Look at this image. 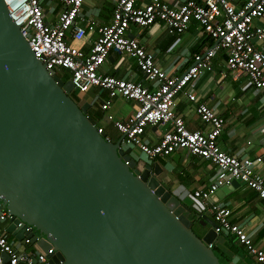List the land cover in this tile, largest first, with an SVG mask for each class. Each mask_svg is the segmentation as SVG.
Here are the masks:
<instances>
[{"label": "water", "instance_id": "95a60500", "mask_svg": "<svg viewBox=\"0 0 264 264\" xmlns=\"http://www.w3.org/2000/svg\"><path fill=\"white\" fill-rule=\"evenodd\" d=\"M35 56L0 0V209L61 264H224L156 163L109 141L87 100ZM81 98V97H80ZM83 101V102H81ZM224 238H222L223 240ZM8 257L5 256V260ZM233 264V263H231Z\"/></svg>", "mask_w": 264, "mask_h": 264}, {"label": "built area", "instance_id": "2783aa9c", "mask_svg": "<svg viewBox=\"0 0 264 264\" xmlns=\"http://www.w3.org/2000/svg\"><path fill=\"white\" fill-rule=\"evenodd\" d=\"M139 1L117 0L111 23L98 28L100 36L86 53L67 42L68 38L82 42L86 37L82 26L85 20L81 16L84 0H62L64 9L55 24L46 23L39 0H5L12 19L47 70L61 78H64L63 70L68 72L79 94L97 87L108 91L111 98L118 96L138 103L126 120L107 116L127 150L138 149L151 159L167 158L178 150H186L215 164L218 170L215 182L205 189L195 190L190 196V206L201 212L209 211L217 236L235 238L257 264H264V251L254 244L244 228L231 220V210L211 201L230 180L246 184L264 199V179L255 169L262 157L239 158L224 152L218 145L224 120L206 104L200 103L196 108L198 117L210 125L206 132L188 129L184 119L175 112L177 95L204 72L212 71V59L219 49L227 52L228 71L246 75L250 85L264 90V55L253 43L255 39L264 40V0H244L240 5L233 0H187L177 7L161 0H152L139 7ZM192 20L201 25L202 32L214 41V45L196 54L180 75L167 74L152 54L128 34L133 25L145 28L157 22L163 23L171 34H183ZM94 27L92 24L89 29ZM111 51L132 57L146 79L157 85L151 87L101 74L99 68ZM188 98L195 100L193 94H188ZM101 108L109 111L111 100L102 102ZM157 125H170V128L159 143L149 145L143 135L149 126ZM98 130L104 131L101 127ZM106 139L111 141L109 137ZM2 210L0 218L9 217L8 212ZM25 242L31 244L29 239ZM54 253L51 248L31 256L19 251L6 235H0V264H61L50 258Z\"/></svg>", "mask_w": 264, "mask_h": 264}, {"label": "crops", "instance_id": "0c3cea01", "mask_svg": "<svg viewBox=\"0 0 264 264\" xmlns=\"http://www.w3.org/2000/svg\"><path fill=\"white\" fill-rule=\"evenodd\" d=\"M39 1L46 23H57L64 9L62 0ZM151 1L140 0L137 5L142 7ZM161 1L171 7H177L187 0ZM243 1L233 0L236 5H240ZM116 3L117 0H84L81 16L85 20L82 26L86 31V37L82 42L71 38H68L67 42L89 53L100 36L98 28L111 23ZM92 24L95 27L90 30L89 26ZM128 34L136 38L140 45L152 54L157 65L170 75L182 74L190 66L196 54L205 52L214 45V41L202 32L201 25L195 20L189 23L183 34H171L166 26L159 22L145 28L133 25ZM253 43L264 55V40L255 39ZM226 61L227 52L222 49L217 50L212 59V71L204 72L177 95L175 112L184 119L188 129L206 132L209 131L210 125L198 117L196 108L198 104L204 103L214 110L224 120L218 138L219 147L227 154L239 158L262 157V162L255 169L264 179V90L250 85L246 75L228 71ZM99 72L146 86L157 85V83L151 84L138 69L136 61L122 52L111 51L105 63L99 68ZM188 94H193L195 100H190ZM78 95L79 98L81 97L80 100H87L91 104L89 111L97 119L111 115L115 120L123 121L138 107V103L133 100L118 96L111 98L108 91L97 87L91 88L86 94L78 93ZM91 99L97 102H90ZM106 100H111V108L107 112L101 108L102 102ZM107 121L108 125L101 126L106 136L113 142L122 140L114 123L108 118ZM169 128L170 125L149 126L145 130L143 139L149 145H155L160 142ZM130 153L136 159L142 158L150 164H158L162 170L159 179L165 181L171 192L193 210L194 226L199 234L203 237L211 230L209 224L204 227L200 223L202 217L209 211L201 212L192 208L190 196L195 190L205 189L215 182L218 174L215 164L193 156L186 150H178L167 158L158 159H151L135 148L130 150ZM211 201L230 209L231 220L244 228L254 244L264 251V199L256 190L242 182L230 180L211 197ZM2 211L0 209V216ZM209 218L213 220L210 212ZM9 226V217L0 218V235H6L19 251L31 256L42 251L37 245L27 244L26 239L18 241L7 232ZM213 245L224 252L230 261L229 264H257L246 249L231 236H217Z\"/></svg>", "mask_w": 264, "mask_h": 264}, {"label": "trees", "instance_id": "16d2710c", "mask_svg": "<svg viewBox=\"0 0 264 264\" xmlns=\"http://www.w3.org/2000/svg\"><path fill=\"white\" fill-rule=\"evenodd\" d=\"M63 71H64V76H63L64 80L70 79V74L68 72H66L65 70H63ZM74 94L71 96L76 102H78V100H80L78 92L76 91ZM89 115L97 122L98 128L101 127V125L98 124L99 119L94 117L90 111H89ZM190 211L192 212L193 210L191 209ZM213 250H214L216 256L221 260V262H223L224 264H229L230 261H229L228 257L224 254L223 251H221V249L219 247H216L215 245H213Z\"/></svg>", "mask_w": 264, "mask_h": 264}, {"label": "rangeland", "instance_id": "374dc122", "mask_svg": "<svg viewBox=\"0 0 264 264\" xmlns=\"http://www.w3.org/2000/svg\"><path fill=\"white\" fill-rule=\"evenodd\" d=\"M67 78H68V77H67ZM90 102L96 103V102H97V100L91 99V100H90ZM98 124H99V125H101V126L108 125L107 118H106V117L99 118V120H98ZM194 231H195L196 233H198V234H199V231H197V230H196V228L194 229ZM199 236H201V237H202V235H200V234H199Z\"/></svg>", "mask_w": 264, "mask_h": 264}, {"label": "flooded vegetation", "instance_id": "af4514ba", "mask_svg": "<svg viewBox=\"0 0 264 264\" xmlns=\"http://www.w3.org/2000/svg\"><path fill=\"white\" fill-rule=\"evenodd\" d=\"M62 79H64V78H62ZM73 94H74V93H73ZM73 94H72V95H73ZM74 95H75V94H74ZM78 102H80V100H78ZM194 225H195V224H194ZM194 225H193V229L196 228V226H194ZM196 230H197V229H196ZM197 234H198V233H197Z\"/></svg>", "mask_w": 264, "mask_h": 264}, {"label": "clouds", "instance_id": "9594fccd", "mask_svg": "<svg viewBox=\"0 0 264 264\" xmlns=\"http://www.w3.org/2000/svg\"><path fill=\"white\" fill-rule=\"evenodd\" d=\"M213 248V247H212Z\"/></svg>", "mask_w": 264, "mask_h": 264}]
</instances>
